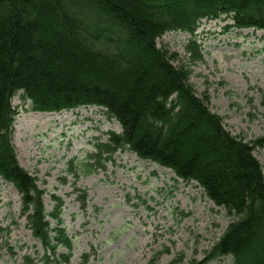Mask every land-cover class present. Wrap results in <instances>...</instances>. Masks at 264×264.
Wrapping results in <instances>:
<instances>
[{"label": "trees", "instance_id": "16d2710c", "mask_svg": "<svg viewBox=\"0 0 264 264\" xmlns=\"http://www.w3.org/2000/svg\"><path fill=\"white\" fill-rule=\"evenodd\" d=\"M222 15L235 28L264 30V0H0V176L20 195L21 215L42 246L38 264H67L72 239L61 198L51 195L46 211L44 189L10 143L18 91L35 111L104 108L121 132L100 145L98 159L126 148L195 181L230 218L205 261L264 264V174L254 155L264 135L248 140L226 131L208 98L195 94L189 69L156 45L167 31L187 32L190 60H201L194 32L202 19Z\"/></svg>", "mask_w": 264, "mask_h": 264}, {"label": "rangeland", "instance_id": "374dc122", "mask_svg": "<svg viewBox=\"0 0 264 264\" xmlns=\"http://www.w3.org/2000/svg\"><path fill=\"white\" fill-rule=\"evenodd\" d=\"M194 37L201 60H190L187 32L167 31L156 45L174 55V66L189 69L195 94L208 98L226 131L248 140L264 135V31L235 28L222 15L202 19ZM11 104L16 114L10 143L18 163L44 189L46 211L51 195L63 202L60 217L72 239L67 264H170L179 256L178 264H232L229 256L205 262L230 218L196 182L126 148L101 155V166H95L97 144L121 132L104 108L35 111L21 91ZM254 155L264 174V146ZM1 179L0 264H25V257L36 262L42 246L21 215L19 193ZM79 192L85 193L83 203Z\"/></svg>", "mask_w": 264, "mask_h": 264}, {"label": "bare ground", "instance_id": "6f19581e", "mask_svg": "<svg viewBox=\"0 0 264 264\" xmlns=\"http://www.w3.org/2000/svg\"><path fill=\"white\" fill-rule=\"evenodd\" d=\"M84 112V111H83ZM45 115H48L47 113H44ZM1 179V178H0ZM2 180V179H1ZM201 201V200H200ZM200 201H197V203L196 204H198V205H200V209H202V207H203V204L200 202Z\"/></svg>", "mask_w": 264, "mask_h": 264}]
</instances>
